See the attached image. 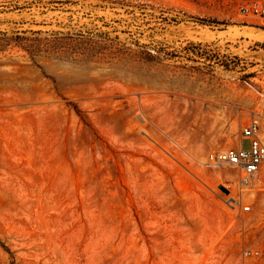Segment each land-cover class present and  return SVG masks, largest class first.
<instances>
[{
	"label": "rangeland",
	"instance_id": "rangeland-1",
	"mask_svg": "<svg viewBox=\"0 0 264 264\" xmlns=\"http://www.w3.org/2000/svg\"><path fill=\"white\" fill-rule=\"evenodd\" d=\"M254 3L0 0V264H264V167L241 189L206 164L264 136ZM55 31L86 37L17 40Z\"/></svg>",
	"mask_w": 264,
	"mask_h": 264
},
{
	"label": "built area",
	"instance_id": "built-area-1",
	"mask_svg": "<svg viewBox=\"0 0 264 264\" xmlns=\"http://www.w3.org/2000/svg\"><path fill=\"white\" fill-rule=\"evenodd\" d=\"M242 12L245 16L254 15L264 19V4L254 3L243 6ZM244 140L248 141V146H244ZM206 164L233 169L235 181L241 189L250 188L251 185L255 184L264 167V136L259 120H250L242 127L240 140L225 149L211 153ZM235 201L228 203L232 210L237 207ZM243 209L251 211L252 206L246 205ZM246 254L264 259L263 248L247 250Z\"/></svg>",
	"mask_w": 264,
	"mask_h": 264
},
{
	"label": "trees",
	"instance_id": "trees-1",
	"mask_svg": "<svg viewBox=\"0 0 264 264\" xmlns=\"http://www.w3.org/2000/svg\"><path fill=\"white\" fill-rule=\"evenodd\" d=\"M201 21L217 22L215 20L205 19H202ZM78 37L84 38L86 37V35L83 33L73 34L70 32L64 33L62 31H55L51 33L50 37L43 38L39 36L30 37L18 35L17 40L23 47L27 48L31 53L39 52L41 50L70 52L73 46L79 42L77 40Z\"/></svg>",
	"mask_w": 264,
	"mask_h": 264
},
{
	"label": "bare ground",
	"instance_id": "bare-ground-1",
	"mask_svg": "<svg viewBox=\"0 0 264 264\" xmlns=\"http://www.w3.org/2000/svg\"><path fill=\"white\" fill-rule=\"evenodd\" d=\"M261 33L262 34H264V31H261ZM110 171V170H109ZM111 174V173H110ZM201 174V176L203 177V179H205L208 183H213L214 181H216L217 179H218V177H215V176H211V175H209V174H206L205 172H201L200 173ZM114 177V176H113ZM161 178H163V177H161ZM160 179V178H159ZM176 179V178H175ZM178 180V179H177ZM139 182V181H138ZM141 184V183H140ZM147 185V184H146ZM145 186V185H144ZM152 186V185H151ZM150 186V187H151ZM178 186L181 188V189H184V191H186V184L184 183V182H182V181H180V180H178ZM156 187V186H155ZM157 188V187H156ZM165 188V187H164ZM155 189V188H154ZM171 196V195H170ZM120 198V197H119ZM120 201V200H119ZM170 201V200H169ZM172 204H175V201L173 200L172 201ZM120 207H122V206H120ZM216 223V222H215ZM218 224H220V223H218ZM217 224V225H218ZM200 226V225H199ZM217 229L218 230H221L222 231V229H221V225H219L218 227H217Z\"/></svg>",
	"mask_w": 264,
	"mask_h": 264
}]
</instances>
